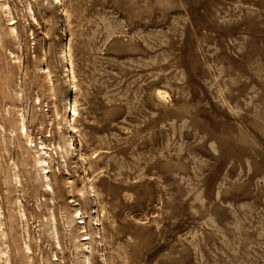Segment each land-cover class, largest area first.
<instances>
[{"label": "rangeland", "instance_id": "374dc122", "mask_svg": "<svg viewBox=\"0 0 264 264\" xmlns=\"http://www.w3.org/2000/svg\"><path fill=\"white\" fill-rule=\"evenodd\" d=\"M60 2L0 0V264H264V0Z\"/></svg>", "mask_w": 264, "mask_h": 264}, {"label": "bare ground", "instance_id": "6f19581e", "mask_svg": "<svg viewBox=\"0 0 264 264\" xmlns=\"http://www.w3.org/2000/svg\"><path fill=\"white\" fill-rule=\"evenodd\" d=\"M53 2L57 1V3L60 2V0H52ZM61 3V2H60ZM29 8V7H28ZM29 11H31V8H29ZM10 12V11H9ZM33 16V15H32ZM12 21V20H11ZM12 26L10 27L11 31L12 32H16L15 30V26L13 25V22H11ZM66 46V45H65ZM61 56L63 57V59L66 61L68 67H69V57H68V52H67V48L65 47L62 51V54ZM66 71H69L70 74H69V78H68V82H71L72 80V75H71V69L70 68H67L66 67ZM50 83V82H49ZM51 88V87H50ZM159 93V92H158ZM72 95V94H71ZM66 110H68V119H67V125L70 129H73V126H72V121L74 120L73 116L76 114V110H75V107H74V104H73V101H72V98H70V100L66 103ZM57 115V114H56ZM57 117V116H56ZM21 120V119H20ZM25 123L23 121H21L20 123V129L21 131L24 132V134H26V128H25ZM67 128V127H66ZM70 133V132H69ZM28 136V135H27ZM29 138V137H28ZM43 145V144H42ZM40 147V146H39ZM45 154H47V152L45 151L44 152ZM48 157V156H47ZM40 162L43 164V174L46 178V180H48V174H47V160H46V157H42V159L40 160ZM69 183V182H68ZM47 184V187L49 188V190L52 191L51 187L49 186L48 183ZM91 189V188H90ZM81 190V189H80ZM80 192V191H79ZM92 192V191H91ZM82 194V193H81ZM77 211V210H76ZM79 211V210H78ZM78 214V213H77ZM78 217V216H77ZM82 217V216H81ZM81 219V218H80ZM97 219V218H96ZM80 222H83V221H80ZM96 222V221H95ZM97 223V222H96ZM82 225V224H81ZM85 236V235H84ZM86 239H88L87 237H84ZM87 242V241H86ZM83 259H84V263L85 264H90V261H89V253H90V249H89V246L88 245H83Z\"/></svg>", "mask_w": 264, "mask_h": 264}]
</instances>
